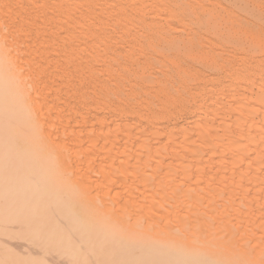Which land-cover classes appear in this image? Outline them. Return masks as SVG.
<instances>
[{"label":"bare ground","instance_id":"1","mask_svg":"<svg viewBox=\"0 0 264 264\" xmlns=\"http://www.w3.org/2000/svg\"><path fill=\"white\" fill-rule=\"evenodd\" d=\"M214 1L211 4H205L206 1L200 3V0H0V264H264V84H259L260 78L259 80L257 79V84L255 81L253 82L255 85L252 84L255 87L259 85L256 87V91L253 92V96L251 95V98L243 101L237 97L239 99L234 98L237 101L233 104L232 97V103L227 108L225 105L222 108L221 102L216 100V98L211 102L210 97L206 99V103L203 101L204 104L202 103V105L198 103L199 100L198 102L195 100L198 103L196 104L198 107L203 106L204 113L201 111L203 114L200 113L203 117L194 118L195 120L192 119L193 121L187 122L190 127H177L175 129L174 125V128L171 129V126L163 134L156 133L155 128L160 121L154 118L155 116L153 115L156 113L153 114V112L152 117L156 121L150 120L146 128V123L144 128L141 124L137 125L135 123L134 125V122L140 121L142 116L146 117V114H150L151 112L149 111L146 114L141 112V118L139 117L137 121L135 119V121L132 120V122L134 121L133 123L126 122L127 119L123 121L120 118L125 123L122 125L124 128H129V126L136 127L137 125L139 130V126H142L140 130L142 133H138V136H133L134 138L137 136L136 138L140 139L138 141L143 152L142 156L138 155V149L135 148L133 150V148L129 147L133 150V154H135V151L137 152L134 155L136 166L132 165L133 161L129 163L133 154L131 156L125 155L124 150L122 152L120 148V142V149L116 145L115 137L118 134L117 132L120 133L121 130L119 127L114 128V125L117 124H113L116 119H114L113 123L107 121L110 125L113 124L111 128H114V132L111 131L110 134L109 131L112 129L109 128L110 126L108 127L109 124L107 125L106 121H102L105 120L101 118L102 115L98 118V113L102 112L104 107H107L106 104L109 100L104 103L101 101L98 103L99 100L96 103L94 101V107L84 109V105L88 104L89 100L87 101V99L90 91L92 96H96L90 90L91 88H88L90 90L88 93L86 86L84 85L85 87H83V84H86L84 83L85 78L81 77V79L84 78L82 84L79 75H84L86 72L87 74L85 75H87L88 79L90 78V83L93 74L103 75V71H100L101 66L104 71L108 70L109 67L113 68L109 64L114 61L107 60L110 58L107 51L111 50L112 47L109 45L108 47L110 48L108 49L102 44L106 39L102 43L100 42L101 44L98 42L102 36L106 37V35L111 34L107 26L115 28L116 34L119 33L120 36L132 34L135 38H143L145 42H143V39H136L135 41L138 40V44L134 45H130L129 42V48L134 49L138 45L140 46V49H138L140 51L142 47L153 50V52L157 50L159 58L162 56L163 58H161L166 61L169 60L168 62H175L174 65L177 66H174V68L178 70L176 72H179L182 78L187 77L184 74L189 72L190 70L188 71V69L191 68V66H188L190 64L187 61L194 63L195 60L196 63L203 66L209 58H214L219 62V59L223 56L220 52L212 51L215 48L209 47L208 49L210 50H207V52L202 49L206 52V55L203 56V53H198L199 58L203 56L200 59L195 54V59L194 57L192 58L191 52L193 50H200L206 46L202 42L197 41L196 38H199L200 35L202 36L200 40L204 38V34L209 36L208 38L216 37L210 39V41L208 39H206L207 41L205 40L207 43H212L213 45L211 46L213 47L214 45H220V43L233 44L236 47L241 46L243 42H236V38L234 39L231 36L233 29L230 30L229 28L231 23L236 24L237 22V24H246L247 30L245 33L248 36H250V30L258 29L260 36L264 37V29L261 26L264 25V15L256 13L253 7V9H249L240 4V0H233L231 5L233 8L229 9V6L223 7L221 5L220 11L222 15H220L221 12H217L216 9L214 11L211 8L219 4ZM145 19H149V22H146ZM45 22L48 23V28ZM41 24H45L44 27L50 31L48 32L50 34L46 35L50 36L49 38L42 34L45 36L46 41L42 39L40 41L39 37L41 35L39 36L36 33V29ZM33 27H36V29L33 30ZM40 28L43 29V27ZM40 28L38 30L43 31ZM35 30L36 32H34ZM151 32L156 33L154 34L155 39H160L161 41L148 40L151 39L147 37ZM235 34H233L234 37L236 36ZM181 35L186 37L183 38ZM174 36L181 37L176 39ZM251 37L253 38L254 36ZM119 40L117 43L119 42L120 44L121 40ZM124 40L126 39L124 38ZM139 40L143 42V45L140 44ZM112 41H116V39H112ZM122 42L124 43V41ZM213 42H216V44ZM101 45L104 47H101ZM114 51L117 56L118 53L116 51L118 52V49ZM230 51L232 52V50ZM141 52L144 55L143 51ZM51 53L53 55L56 53V56H52ZM104 54H108V56ZM124 54L119 52L122 57H128L130 53L128 55L125 54V56ZM142 54L140 53L141 56H137L142 57ZM146 54L148 55L149 53L146 52L144 57L147 56ZM231 54L229 52L228 56H231ZM102 55L105 58L102 59L103 61L101 60L103 63L99 68L100 70L98 69L101 72L100 74V72H95L97 67L95 66L93 69L92 66L95 64L99 65L97 61L96 63L94 61L96 58H98L97 60L101 59ZM130 57H133V61L132 59L129 60ZM130 57L126 60L123 59V62H128V60L131 61L130 63L137 62L136 65L134 64L137 68L139 63L135 60L138 58ZM218 57L219 59H217ZM155 58L153 63L159 60L157 55ZM225 58L223 57V59ZM114 59L115 57H113ZM116 59H118L117 67H121V62H119L121 57ZM211 60L209 65L213 63V59ZM215 60L214 63L216 62ZM92 61L94 64L91 63ZM144 61L146 60L141 61L142 68L138 66L137 70L144 69V72H146L147 69H150L152 64L145 69L146 65L143 66L145 64ZM218 62L217 66L216 63H213L216 69L220 67ZM114 63L113 65H115ZM124 63L122 64L127 68V63H125L126 65ZM130 63L128 62L129 70ZM221 63L227 64V61ZM157 64L162 66L165 63L162 60V62L158 61ZM157 64L155 63L154 66H157ZM123 65L122 67H124ZM163 66L165 67V65ZM212 66L206 67L208 69ZM222 66L224 68V65ZM61 67H65L66 70H69L70 67L76 71L79 70V80L78 78L76 79L79 85V95H77V87L75 88L76 84L73 83L71 86L69 84L70 81L68 83L60 82L61 84L58 85V83V86H54L55 88L51 85L55 77L57 79H59L58 76L62 77ZM164 67L162 68L163 71L165 70ZM53 68L56 69L52 70ZM134 68L130 71H133ZM152 68L155 69L153 66ZM193 68L195 67L191 69ZM213 68L215 69L214 66ZM228 68L226 67L227 70ZM232 68L233 66H231L232 72L230 75L233 73ZM73 69L72 72L74 71ZM111 69L109 68L106 72L111 74ZM116 69L114 70L116 71ZM158 69L154 70V72L158 71ZM168 69L169 66L166 70ZM216 69L214 71H217ZM166 70L165 72H167ZM197 70H195L196 72H192V70L190 74L199 73L200 69ZM121 71L123 72V69ZM141 72L145 75L148 74L146 77L151 75L152 78L154 76L152 79H156L159 75L158 72V74L152 75L151 71L149 74L147 73L149 72L148 70L147 74L142 70ZM200 72L202 73V71ZM236 72L238 71H235V74H237ZM128 73L130 72L127 71L124 74L129 77L133 75L131 74L132 72L130 73L131 75H128ZM140 73L139 81H137L138 83H143L141 86H144V82H140L142 78V73ZM170 73H168L169 76ZM73 74L71 78H74L77 73L74 71ZM116 74L118 76V73ZM108 75L106 74L105 76ZM202 75L199 76L203 78L204 76ZM237 75L233 79L237 82H234L237 87L231 85L229 88L228 86V92L233 88L240 89L242 85L244 86L247 76H241L240 80L238 77L237 81L235 80ZM166 76L169 78L168 75ZM207 76L206 78L209 77ZM175 77L173 79L174 85H178L177 80L175 83ZM193 77L194 75H190L191 79H194ZM232 77L230 76V79ZM107 78L109 79L110 77ZM159 78L161 79V76ZM188 78L189 76L186 78V82L189 81V84H191L192 80L190 81ZM118 79H120L119 76ZM123 79L126 80L127 78ZM146 79L148 78H145V86L146 82H157L156 84H159L163 78L161 80L157 78L156 82L154 80L150 81V77L149 80L146 81ZM208 79L210 80L211 77ZM71 80L72 82L74 81L73 79ZM120 80L122 81V79ZM92 81L94 82V80ZM130 81L128 82L129 84ZM137 81L131 82L136 83ZM205 81L207 80L205 79ZM62 82L64 81L62 80ZM100 82L102 83V81ZM214 82L216 81L214 80ZM123 83L120 82L119 84L122 85ZM195 83L193 82L192 84L196 85ZM97 84L93 86L94 90ZM115 84L118 87L121 86L118 83ZM115 84H113V88H115ZM209 84L207 85L209 86ZM108 85L111 87L110 84ZM147 85L150 86H148L149 89L153 86L155 87V85ZM163 85L167 86L165 83ZM177 85L176 87H178ZM184 85L181 86L184 87ZM188 85L185 86L188 87ZM205 85L202 86L206 87ZM71 88L72 90L75 88L72 93H70L72 91ZM109 88V93L114 95L113 90L111 91ZM131 88H128L130 90L128 96H132ZM136 88L140 87H136L135 84ZM148 88L144 87L140 90L150 95L148 91L145 92V89ZM193 88H189V90H193ZM104 89L102 90L104 91L103 94L97 88L101 95H105L106 89ZM166 89L167 91L170 90ZM179 89L183 88L179 86ZM179 89L173 88L172 91L176 90L177 92ZM203 89L205 91L206 88ZM161 90L163 89L161 88ZM242 90L244 91V87ZM118 91L119 88L116 94L120 93ZM167 91L165 92L167 93ZM215 92L213 94H218ZM221 92L223 94V91ZM182 93H179L178 96ZM135 94L133 95L135 96ZM161 94L163 95V92ZM174 94L177 97V93L173 92ZM199 94L198 96L200 97ZM71 95H73V102L69 101L72 97ZM75 95L78 97H75ZM121 95L123 93H120ZM225 95L227 94L225 93ZM232 95L234 96V94L230 96ZM239 95L242 98L245 96L243 94ZM92 96L91 99H93ZM105 96L112 98L108 93ZM114 97L117 98V96ZM191 97V95L188 97V101ZM194 97L190 100L192 103L195 102L192 100ZM144 98L146 97L144 96L142 99L140 97L142 101ZM173 98L175 99V97ZM202 98L201 96L199 99L201 100ZM174 99L169 100H173L172 103H174ZM135 100L134 103L136 102ZM154 100L152 99V101ZM180 100L182 101V99ZM181 101L178 100V102ZM119 102L121 103V101ZM119 102L116 104H120ZM148 102L145 103V106L147 104L146 107L155 106L152 102H150L149 106ZM101 103L106 104L103 106ZM192 103L183 104L184 107L185 105L189 107L188 104L193 105ZM92 104L93 102L90 103V105ZM100 104L102 105L101 107ZM163 104L165 103L163 102ZM177 104L181 105L180 103ZM124 105H120V107ZM139 105L138 108L132 107V109H140ZM158 106L156 107L160 112L162 108L161 106L158 108ZM194 106H192L193 110ZM127 107H129V104ZM142 108L144 109V106ZM107 109L109 110V107ZM124 109H126V105ZM128 109L135 112V110H131V106ZM111 110L113 112L115 109L112 108ZM149 110L151 109L149 108ZM116 111L118 110H115V114L118 113ZM122 111L121 116H124L125 114H122ZM125 112L127 111L125 110ZM191 112L189 111V114ZM133 114L137 117L136 113ZM133 114L131 113L132 117ZM71 115L74 117L75 123L71 119ZM169 115L172 114L170 113ZM195 115L197 116V114ZM68 116H70V121L72 120L73 123L70 127H67L69 125H67V122H69ZM100 119H102L101 122ZM65 120L68 121L65 122ZM129 121H131L130 118ZM102 123L104 124L102 125ZM97 124H101L104 128L106 127V131L109 128L108 132L111 142L108 141V137L106 138L109 134L105 131V134L102 133L101 128L103 127L99 126L100 129L97 130V134H93L98 128V126L96 127ZM126 128L125 131L130 132L131 128L129 130H126ZM138 130L133 132H140ZM125 131L120 133V136L123 139L129 137L126 141L129 139L134 142L135 140L130 139L132 133L128 132V134L126 132L127 136L124 133ZM114 133H116V136H113ZM91 134L93 138H97V136L99 138L103 134L105 139L101 136L102 140L105 141L107 139L106 141H108V145L112 149L108 146L106 147L111 149L107 150L112 155L106 152L109 156H105L104 152L107 151L105 149L103 154H101L103 157L99 156L98 161L96 159L91 161L92 155L89 153L98 147V138H95L96 140L91 138ZM140 134L144 138L139 136ZM156 134L160 138L155 139V141L153 139L150 140V138L156 137ZM111 135L115 140L110 138ZM152 135L154 137H151ZM113 141L118 151L115 150L112 144ZM83 142H86V146L82 147L81 144ZM104 143L106 145L107 142ZM104 143H101L102 148L105 147L103 146ZM127 143L130 144L131 142ZM123 146L126 148L125 145ZM99 149L97 150L96 148L97 154H100ZM112 150L116 151V155L121 150L119 154H124L125 158L122 159L120 158L122 155L119 157V155L116 156L115 154L116 157H112ZM125 150L129 149L126 148ZM91 154H95V152H91ZM139 156L140 158L138 159L137 157ZM164 156H169L167 158L170 160L165 162L166 158ZM126 159L128 162L125 163L129 166L124 164ZM205 166H208V168ZM124 167L127 168L124 169ZM128 167H131L132 172L135 171L132 173L135 181H137L136 176L139 179V183L134 184L135 181H133L132 184L136 185L138 190L143 185L142 189L144 191L142 190L143 192H141L143 194V199L142 201L140 200L141 203H137L138 201L134 202L133 198L135 195H133V191H135V194L140 192L133 189L135 186L131 187V185L128 187L132 188V191L127 192L129 194L125 193L126 189L122 188L124 186L123 183H126L123 180L131 174V170H127ZM142 167H145V171L147 167L155 169L148 170L149 172L151 171L150 173H147L148 171H142L141 173L140 171L144 170ZM204 168L209 169L207 173ZM121 171L126 175H123ZM118 173L119 177L123 175L126 178L122 176V178L117 177L116 179L115 175ZM135 173H139V175ZM111 176L115 177L114 179H116L118 184L111 181ZM129 178L128 180L130 181ZM108 179L114 184L110 183ZM112 185H114V189L105 187H112ZM115 187L118 188L116 189ZM132 195L133 197H131Z\"/></svg>","mask_w":264,"mask_h":264},{"label":"rangeland","instance_id":"2","mask_svg":"<svg viewBox=\"0 0 264 264\" xmlns=\"http://www.w3.org/2000/svg\"><path fill=\"white\" fill-rule=\"evenodd\" d=\"M202 1H203V2L206 1L205 4H208V3L211 4L214 0H209V1H208V0H200V3H202ZM207 1H208V2H207ZM228 1H229V2H228ZM238 1H239V0H238ZM256 1H257V2H256ZM214 2H218V3L220 4V5L217 4L215 7H211V8L214 9V11H215V9H216L217 12H221L220 10H221L222 6H223V7H224V6H226V7L229 6V7H228L229 9H230V8H233V6L231 7L233 0H224V1H223V0H215ZM242 2H243V3H242ZM228 3H229V4H228ZM239 3L242 4L243 6H246V7L249 8V9H253V8H254V10H255L256 13L261 14L262 16L264 15V0H242V1L240 0ZM250 4H251V5H250ZM19 5H20V4H19ZM221 5H222V6H221ZM252 7H253V8H252ZM218 9H219V10H218ZM257 11H258V12H257ZM203 12H204V11H203ZM260 12H261V13H260ZM204 13H205V12H204ZM220 15H222V12L220 13ZM223 15H224V13H223ZM145 20H146V22H147V21L149 22V19H148V20L145 19ZM45 23H46L47 28H48V27H49V26H48V23H47V22H45ZM238 24H240V25L238 26ZM238 24H237V22H236V24H235V23H231V24L229 25V28H230V30H232V29L234 30V31H233V30L231 31L233 34L236 33L235 35H236L237 37H236V36L234 37V35L231 34V36H232L234 39L236 38V40H237L236 42H238V43L243 42V44H242L241 46L236 47V45H233V44H223V43H220V45H218V46H220V47L215 46V45H214V47H213V46H211V45H213V44H212V43H207V42H206V41H207L206 39H208V40L210 41V39H213V38H216V37H210V38H208L209 36H207V35H205V34L203 35V33H201V34H202L203 37L205 38V39L203 38L204 40H203L202 38H201V40H200V37H202L201 35L199 36V38H196L197 41L202 42V44L206 45L207 47L205 46L206 48H205V47H203V48H201V49L199 48L200 50H198V49H195V51L193 50V51L191 52V54L193 55L192 58H193L195 55L198 56L200 53H203V56L206 55L205 53L207 52V50H210V49H208L209 47H210V48H215V50L212 49V51H214V52L216 51V53H217V52H220V53H222V55H223L222 58L219 59V57H218L217 59H219V62H220V60L223 59V57H226V58L223 59V60H224L225 62L227 61V64H226L223 60H221V62L225 63L227 66H226L225 64H222L221 62L219 63V62H218L217 60H215L214 58H211V59H213V63H214V60L216 61V62H215V63H216V66H217V62H218V66H220V67H217V69H216V66L214 65L215 63H214V64L212 63V65H213V66L215 67V69L217 70V71H214L215 69L213 68V66H212V65H209V63L212 61V60L209 58L208 60L206 59L208 62L206 61L205 64H208V65H205V64H204V65H203V66L205 67V68H204L203 66L199 65V63H196V62H195V60H194L195 57H196V56H195L194 59H193V60H194V63H193L192 61H191V62H190V61H187V63L190 64V65H188V66H189V67L191 66V68H192V67H195V68H197L198 70L200 69V70H199V73L190 74L192 70H193L192 72H196L195 70H197V69H195V68H193V69L189 68L188 71H189V70H190V71H189V72H186V73L184 74V75H186L187 77L189 76L188 80H189V79H190V81L192 80V81H191V84H189V83H190L189 81L186 82V78H187V77H184L183 73H182V75H183L184 78H182V76H181V74H180L179 72H176V71H178V70H176V68H174V66H175V67L177 66V65H174V64H175L174 61H172V60L170 59L172 62H168L169 60L166 61V60L162 59V58H163L162 56H160V58L162 57L161 60H160V58H159V56H158V54H157V53H158L157 50L154 51V52H156V53L153 55V53H154L153 50L145 49L144 47H142L141 51H143L144 55H145V53L147 52V53H149L148 55H150V56H148V55L146 54V55L148 56L149 59H151V58L153 59V58H154L153 60H152V59L149 60V59L147 58V56L144 57V55L142 54V52H141L140 50H138V49H140V46L136 45V48L134 47V49H133V48H132V49L129 48L130 45H132V44H133V45H134V44H138V42H137L138 40H137V41H135V40H136V39H140V38H135L132 34H131L132 36H131L130 34H128V36H127V34H126V35H122V36H120V34L117 33V34H119V35L117 36L116 31L114 30L115 28H113V27H111V26H110V27L107 26V28H109L108 31H109L111 34L106 35V37L102 36V37H104V38L102 39V37H101V38L99 39V41H98L99 43H100V42L102 43V42L106 39V40L104 41V43H108V44H104V43H102V44H103L105 47H107L108 49H109L110 47H112L111 50H108V51H110V52L112 51L111 53L107 51V53L110 55V58L107 59V60H109V61H111V60L114 61L115 63H114V62H113V63L116 65V63H118V59H116V58L121 57V60H122V61L120 60L119 62H121L120 65H121V67H122V65H123L122 63H124V62H123V59L126 60V59H128V57H130V56H134V57H137V58H138L137 60H135V58H134V60H135V61H138V63H139V64H137V68H138V66H140V67L142 68V65H141V64H142L143 60H146V61L148 60L147 63H146V61H144L145 64H143V66L146 65L145 69H147V66H150V64H152V65H151V67H150L151 70H150V69H147L149 72H147V70H146V72L150 74V71H151V72H152V75H155V74H158V73H159V75L161 76V79L163 78L162 81H160L161 84H160V83H159V84H156V83H157L156 81H157L158 79H160V78H159V77H160L159 75L157 76L158 79H157L156 76H155V78H156L157 80H156V79H152L154 76H152V78H151V75H150V76H149V77H150V81H153V80H154V82H156V83H153V82L150 83V82L148 81L149 83L146 82V86H145V78H148V79H146V81L149 80V77H146L148 74H147L146 72H144V69L137 70V68L134 66V64L136 65L137 62H136V63H134V62L130 63L131 61H129V60H131L133 57H132V58L130 57V59L128 60V62L131 64V65H130V70H132V68H134V67L136 68V70H135V68L133 69L134 73H133V71H130V70H129V68H128V65H129V64H128L127 61H126L125 63H127V68H128V70H127V68H126L124 65H123L124 67L121 68L119 65H118L119 67H117V65L115 66V65H113L112 62H110L109 65L113 67L112 69H111V67H109V68L111 69L110 72H112V73H111V74H110L109 72L107 73L106 71H108L109 68H108V70L104 71V70H102V69H104V68H102V66H101L102 63H103V62H102V61H103L102 59L105 58V56H108V54H104L105 56L102 55L103 57H102L101 59L99 58V60H97L98 58H96V60L94 61L95 63H96V61H97V62H98L97 64H99V65H96V64H95V65L92 66V64H91V66L93 67V69L95 68V66L97 67V68H95V70H97V71H95V72L103 71V73H102L103 75H98L97 73L93 74V77L91 78L90 83H89V79H90V78L88 79L87 75H85V74H87L86 72L84 73L85 76H84V75H79V70L76 71L75 69H73L72 67H70L69 70L72 68V69L77 73V74L74 76V78H75V79H74V78H71V76L74 75V74H73L74 71L72 72V69H71V71L69 72V70H68V69L66 70L65 67H63V68L61 67L62 69H61L60 71H62V75H61L62 77H59V76H58L59 79H57V78L55 77V79H56L57 81L54 79L53 82L51 83V85H52L53 87H54V86L56 87V86L60 85L61 83H66V82L68 83L69 81L72 82L71 79H73L74 81H73L72 83L69 82V84H70V85L73 84V83L76 84L75 88L77 87V88H76V90H78V91H77V95H79V94H78V92H79V88H78L79 85H78V81H77L76 79L78 78V75H79V77H80V82H82V84H83V79L85 78V79H84V83H86V84H83V87L86 86L85 88H87L86 90L88 91V93H89L90 90H92V93H94L95 96H96L97 98L94 97V96H92L91 91H90V93H89L90 96L88 95V99H87V101H88V100H89V101H88V104H85V105H84V107H85L84 109H87V108L89 109V108H91V107H94V106H95V105H94V101H95V103H96V102H98L97 100H99L98 103H100V101L103 102V103L106 102L107 100L112 101V102H109V101H108L109 104H108V102H107V104L105 103L107 107H104V108L102 107L104 112L102 111V112L98 113V114L100 115V116L98 115V118H100L101 115H102L101 118H102V119H105V120L100 119V122H101V120H102V121H106V122H107V121H108V122L110 121L111 123H113V122L115 121L114 119H116V121H115L113 124L117 123L118 126H116V125H117V124H116V125H114V128H115V127H117V128L119 127V129L121 128L122 131L120 130V133H123V131H125V128H126V127L124 128V127L122 126L123 124H125V123H123L124 120L127 119L126 122L128 121L129 123H133L135 120L137 121V120L139 119L140 116H142V113H141V112H144V114H146L148 111L151 112L150 114H149V113L146 114V117H147V118L149 117V118L147 119L145 116H144V117L142 116V119H141L140 121L134 122V125H135V123H137V125L141 124V125L143 126V128H144V125H145V123H146V125H145V128H146V127L148 126L147 124L150 123V120H152V121H156V120H157V121H160V123H161L162 126L160 125V123L157 122L160 126L157 124L158 126L155 128L156 131H157L156 133H162V134H163V132H165V131H167L168 129H170L171 126H172L171 129L174 128V127H175V129H176L177 127H178V128H182V127H183V128H184V127H190V126H189V123H187V122H190V120L193 121V120H195V119H197V118L203 117V115H202V114L204 113V112H203V111H204L203 106H202V107H198L196 104L199 103L200 105H202L203 101H204V103H206V99H208V98L211 97V98H210V99H211V102H213V99L216 98V100H218L219 102H221L220 104H221L222 108H224V105H225L226 108H227L228 105H231V103H232V102H231L232 97H233V100H232V101H233V104H235V102H236L239 98H240V100L242 99L243 101H245L246 99L248 100L249 98H251V97L253 96V94H254L253 92H255L256 89H257L256 87H258V85H259L260 83H263V84H264V77H263V76H264V37H261V36H260L259 31H257L258 29H256V30H255V29L250 30V31H249V33H250L249 35H250V36H248V35L245 33V31L247 30V29H246V28H247L246 24L244 23L245 26H244L242 23H238ZM44 26H45V24H41V25L39 26V28H40V27H43V29L40 28V30H43V31H39V30H38L39 28L36 29V27H33V30H34V29L37 30V32H36V30H35L34 32H36L37 35H39V36L41 35V36H40L41 38L39 37L40 41H42V40H43V41H46L45 36L48 35V34H50V33H48V32H50V31H48L47 28H45ZM235 26H236V27H235ZM240 26H241V27H240ZM243 26H244V27H243ZM261 26H263V29H264V25H261ZM164 27H165V26H164ZM239 27H240V28H239ZM44 28H45V29H44ZM110 28H111V29H110ZM112 28H113V29H112ZM44 30H45V31H44ZM113 30H114L115 32H114ZM46 31H47V32H46ZM251 31H252V32H251ZM38 32H39V34H38ZM40 32H41V34H40ZM46 33H47V34H46ZM152 33H153V32H151V33L149 34V36H147L148 38H151V39H148V40H155V42H156V41L159 42L160 39H159V40H156V39H155L156 37H154V34H156V33H153V34H152ZM255 33H256V34H255ZM42 34H45V36L42 35ZM254 34H255V35H254ZM35 35H36V34H35ZM37 35H36V36H37ZM109 35H111V36L109 37ZM147 35H148V34H147ZM150 36H151V37H150ZM155 36H156V35H155ZM167 36H168V35H167ZM181 36H182V35H181ZM181 36H180V37H181ZM206 36H207V37H206ZM251 36H254V37L252 38ZM46 37L49 38L50 36H46ZM118 37H119L120 40H121V43H120V44H119V42L117 43V41L119 40ZM127 37H128V38H127ZM174 37L177 39L178 36H174ZM180 37H178V38H180ZM182 37L184 38V37H186V36H182ZM124 38H125L126 40H124ZM132 38H134V39H132ZM41 39H42V40H41ZM101 39H102V40H101ZM112 39H113V40L116 39V41H112ZM142 39H143V38H142ZM142 39H140V40H142ZM146 39H147V38H146ZM120 40H119V41H120ZM133 40H134V41H133ZM140 40H139L140 44L143 45V42H145L144 39H143V42L140 41ZM205 40H206V41H205ZM257 40H258L259 42H258ZM106 41H107V42H106ZM108 41H109V42H108ZM122 41H124V43H123ZM127 41H128V42H127ZM160 41H161V40H160ZM203 41H205V42H203ZM239 41H240V42H239ZM129 42H130V45H128ZM136 42H137V43H136ZM101 43H100V44H101ZM112 43H114V44H112ZM161 43H162V42H161ZM213 43H214V42H213ZM117 44H118V45H117ZM200 44H201V43H200ZM214 44H216V42H215ZM103 45H101V47H104ZM106 45H107V46H106ZM109 45H110V47H108ZM126 45H127V46H126ZM221 45H223V46H221ZM122 47H123V48H122ZM137 47H138V48H137ZM221 47H224V48H221ZM228 47H229V48H228ZM114 48H115V49H114ZM124 48H126V49H124ZM204 48H205V49H204ZM218 48H219V49H218ZM220 48H221V49H220ZM227 48H228V49H227ZM256 48H257V49H256ZM117 49H118V52L116 51V53H118V54H117V56H116L114 50H117ZM202 49L205 50L206 52L203 51ZM222 49H223V50H222ZM229 49L232 50V52H231ZM129 50H130V51H134V52H130ZM145 50H146V51H145ZM201 50H202V52H201ZM226 50H227V52H226ZM258 50H259V51H258ZM144 51H145V52H144ZM197 51H198V52H197ZM199 51H200V52H199ZM221 51H222V52H221ZM103 52H104V51H103ZM103 52H102V53H103ZM113 52H114V53H113ZM119 52L125 53V54H127V55H128L129 53H130V54H129L128 57H122V56L119 55ZM150 52H151V53L153 52V53L151 54ZM194 52H195V53H194ZM223 52H224V53H223ZM229 52H230V54L232 53L231 56H233V55H235V56H233V57L228 56V53H229ZM234 52H236V53H234ZM102 53H101V54H102ZM133 53H134V54H133ZM140 53L142 54V57H138V56H137V55L141 56ZM198 53H199V54H198ZM225 53H227V54H225ZM233 53H234V54H233ZM37 54H39V53H37ZM51 54H52V53H51ZM111 54H112V55H111ZM114 54H115V55H114ZM120 54H121V53H120ZM125 54H124V56H125ZM194 54H195V55H194ZM121 55H122V54H121ZM156 55H157V58H159V60L157 59L158 61L162 62V60H163V63H165V64H163V65H165V67H164L163 65H162V66H161V65L159 66L158 64H160V63L157 64L158 61L155 62V63L157 64L158 67H157V66H154L155 63H153V61H155V59H156L155 56H156ZM201 55H202V54H201ZM226 55H227V56H226ZM52 56H56V53H55L54 55L52 54ZM152 56H154V57H152ZM203 56H201V57H203ZM113 57H115L114 60H113ZM201 57H200V58H201ZM230 57H231V58H230ZM234 57H235V59H234ZM238 57H239V58H238ZM258 57H259V58H258ZM111 58H112V59H111ZM141 58H142V59H141ZM197 58H199V56H198ZM197 58H196V59H197ZM200 58H199V59H200ZM242 59H243V60H242ZM101 60H102V61H101ZM115 60H117V61H115ZM125 60H124V61H125ZM210 60H211V61H210ZM228 60H229V62H228ZM132 61H133V59H132ZM141 61H142V62H141ZM150 61H151L152 63H151ZM165 61H166V62H165ZM233 61H234V62H233ZM94 62L92 61L91 63L94 64ZM99 62H100V63H99ZM140 62H141V63H140ZM237 62H238V63H237ZM243 62H244V63H243ZM125 63H124V64H125ZM261 63H262V64H261ZM111 64H112V65H111ZM125 65H126V64H125ZM166 65H167V67H166ZM221 65H224V68H223V66L221 67ZM100 66H101V68H100ZM131 66H132V68H131ZM152 66L155 67V69L152 68ZM168 66H169V69L166 70V69L168 68ZM206 66H207V67H208V66H212V67H209V68L207 69ZM228 66H229V68H228ZM231 66H233V68H232V69H233V73L230 75V73L232 72V70H231ZM52 67H53V66H52ZM115 67H116L117 69H116ZM156 67H157V68H156ZM163 67L165 68V70H166L168 73L171 72V73H170V76H169V74H168L167 72H165V70H164V71L162 70ZM226 67L228 68L229 71L226 69ZM243 67H244V68H243ZM262 67H263V68H262ZM99 68H100L101 70H100ZM125 68H126V69H125ZM148 68H149V67H148ZM158 68H159V69H158ZM247 68H248V69H247ZM257 68H258V69H257ZM54 69H56V68H53L52 70H54ZM98 69H99L100 71H99ZM114 69H116L117 72H116ZM121 69H123V72L121 71ZM124 69L126 70V72H124V71H125ZM153 69H154V70L158 69V71H155V72H154ZM173 69H175V70L173 71ZM194 69H195V70H194ZM210 69H212L213 71L210 70ZM235 69H238V70H235ZM244 69H245V70H244ZM84 70H85V69H84ZM141 70H142L144 73H146L147 75L143 74V73L141 72ZM152 70H153V71H152ZM198 70H197V71H198ZM262 70H263V71H262ZM64 71H65V72L68 71V72H66V74H65ZM113 71H114V72H113ZM120 71H121V72H120ZM127 71L130 72V73L132 72L131 74H133V75L130 76L131 78L133 77L132 79H131L129 76H126L127 74H126V75L124 74V73H127ZM162 71H163V73L165 72V73H164L165 76H164V74L162 73ZM169 71H170V72H169ZM200 71H202V73H204V72L206 71V72L204 73V74H206V75H204V74L202 75V73H201ZM224 71H225V72H224ZM235 71H238V72H236L238 75L235 74ZM239 71H240V72H239ZM243 71H244V72H243ZM246 71H247L248 73H247ZM63 72H64V73H63ZM137 72H138V73H137ZM140 72H141L143 75H142ZM157 72H158V73H157ZM69 73H70L71 75H70ZM116 73H118L119 78L122 79V81H123L125 84H124L120 79H118V76H116V75H117ZM119 73H120V74H119ZM121 73H122V75H121ZM130 73H128V75H129ZM135 73H136V74H135ZM139 73L141 74L142 78H144L143 80H141L142 78L140 79V82H144V86H141V85H143V83H142V84H141V83H138L139 78H140ZM178 73H179L180 75H179ZM100 74H101V72H100ZM106 74H107V75L110 74V75L105 76ZM123 74H124V76H123ZM131 74H130V75H131ZM134 74H135V75H134ZM189 74H190L191 76L194 75V77H193L194 79H191L192 77L190 78V75H189ZM197 74L202 75V76H204V77L202 78V77H200L199 75L196 76ZM234 74L237 75V76H236L237 79H235V80H237V81H238V77H239V80H240L241 76H244V77L247 76L244 86L242 85V88L244 87V91L242 90V88H240V89H237V88H236V89H235V88L232 87L233 89L230 90V92H228V90H229V88L231 87V85H233L234 87H237V84H235V83H237V82L233 80V79L235 78V75H234ZM255 74H256V76H255ZM65 75H66V76H65ZM67 75H68V76H67ZM69 75H70V79H69ZM94 75H95V76H94ZM137 75H138V76H137ZM166 75H168L169 78L172 76L171 79H169ZM173 75H174V77L177 75V76L175 77V83H176V80H177V81H178V85H177V84L174 85V80H173L174 77H173ZM207 75H208L209 77H211V79H213V80H212V81H211V79L209 80V79H208L209 77H208ZM226 75H230L231 77H232V76H233V77H232V79H230V76L225 77ZM88 76H89V75H88ZM96 76H97V78H96ZM104 76H105L106 79L104 78L103 80H101V78H103ZM121 76H122V77H121ZM135 76H136L137 78H136ZM144 76H145V77H144ZM163 76L166 77V78L164 79ZM206 76H207L208 78H206ZM250 76H251V77H250ZM258 76H259V77H258ZM65 77H66V78H65ZM81 77H84V78L81 79ZM107 77H110L111 79H110V78L108 79ZM112 77H113V78H112ZM128 77H129V80H128ZM95 78H96V79H95ZM99 78H100V79H99ZM123 78H127V79L124 80ZM135 78H136V80H135ZM167 78H168L169 80H168ZM200 78H202V79H200ZM259 78H260V80H259ZM67 79H68V80H67ZM87 79H88V83L86 82ZM113 79H114V80H113ZM161 79H160V80H161ZM205 79H206L207 81H205ZM225 79H226V80H225ZM257 79H258L260 82H259V84L255 87V86H253V85H255L253 82L255 81V83L257 84ZM62 80H63L64 82H62ZM78 80H79V78H78ZM92 80H94V82H93ZM96 80H97L98 82L102 81V83H101V82L98 83ZM115 80H116V82H115ZM118 80H119V81H118ZM130 80H131V81H137V80H138V81H137L136 83H135V82L132 83ZM155 80H156V81H155ZM165 80H166V81H165ZM170 80H171L172 82H171ZM197 80H198V81H197ZM214 80H215L216 82H214ZM232 80H233V81H232ZM95 81H96V82H95ZM110 81H111V82H110ZM129 81H130V84L128 83ZM164 81H165V82H164ZM167 81L169 82V84H168ZM200 81H201V82H200ZM204 81H205V82H204ZM228 81H229L230 83H229ZM54 82H55V83H54ZM56 82H57V83H56ZM60 82H61V83H60ZM91 82H93L94 84L91 83ZM104 82H106V83H104ZM113 82L118 83V84L121 82V83H123V84H122V85L119 84V85H121V86L118 87V85H116V84L113 83ZM193 82H196V83H195L196 85H193V84H192ZM207 82H208V83H207ZM209 82H210L211 85L209 84ZM211 82H212V83H211ZM213 82H214V83H213ZM234 82H235V83H234ZM246 82H247V83H246ZM58 83H59V84H58ZM97 83H98V84H97ZM111 83H112V84H111ZM164 83H165V85H167V86L169 85V87L164 86V85H163ZM187 83H188L189 85H188ZM198 83H199V85H198ZM202 83H203V84H202ZM205 83H206V85H205ZM57 84H58V85H57ZM89 84H90V86H89ZM95 84H97L98 86L96 85L95 90H94V87H93V86H94ZM99 84H101L102 86L99 85ZM105 84H107V85H105ZM108 84H110L111 87H110ZM113 84H115V85H114L115 88L112 87ZM132 84H133L134 86H133ZM135 84H136V87H140V88H138L139 90H138L137 88L135 89ZM147 84L155 85V87L153 86V87H151V88H153V89H151V88L149 89V88H148L149 85H147ZM184 84H185L186 86L188 85V87H186ZM200 84H201V85H200ZM207 84H209V86H208ZM223 84H224V85H223ZM228 84H229V85H228ZM252 84H253V85H252ZM84 85H85V86H84ZM87 85H88V86H87ZM103 85H104V86H103ZM123 85H125V86H123ZM137 85H138V86H137ZM159 85H161V86L163 85V86L161 87V86H159ZM173 85H174V86H173ZM176 85H177L178 87H176ZM181 85H184V87L181 86ZM192 85H193V86H192ZM197 85H198V87H197ZM202 85H203V86L205 85L206 87H203ZM71 86H72V85H71ZM73 86H74V85H73ZM156 86H159V87H156ZM170 86H172V87L170 88ZM179 86H180V88H183V89H179ZM195 86H196V87H195ZM212 86H214L216 90L214 89V87L211 89ZM221 86H222V87H221ZM225 86H226V87H225ZM228 86H229V88H228ZM252 86H253V87H252ZM55 87H54V88H55ZM92 87H93V88H92ZM102 87H103V89H104V87H105V89H106L107 87H108V88L110 87L109 89H111V91L113 90L112 92L115 93L114 95H113V93H109L108 88H107L106 90H105V89H104V90L106 91V93H108V95L110 94L111 97H112V95H113V97H114V96H117V98H115V97H114V98H113V97H112V98H109V96H105L106 93H105V95H103V94H104V91H102V90H103V89H101ZM117 87L119 88V91H118V92H120L121 94L123 93V95L120 96V93H119V94H118V93L116 94V92H117V90H118ZM123 87H125V89H127V90H125V89L122 90ZM131 87H132V88H131ZM133 87H134V88H133ZM144 87H145V88H148V89H145V92L148 91V92L150 93V95L147 94V92H146V93H143L144 91L141 92V90H142ZM149 87H150V86H149ZM164 87H165V88H168V89H170V90L167 91V89L165 90ZM193 87H194V88H193ZM224 87H225V89H223ZM251 87H252V88H251ZM75 88H74L73 90H75ZM88 88H89V89L91 88V89L88 90ZM97 88H98V90L100 89V92L102 91V92H101V93H103L102 95H101V93H99V91L97 90ZM120 88H121V89H120ZM128 88H129V89L131 88V95H132V96H128V93L130 94V90H128ZM141 88H142V89H141ZM157 88H159L160 90H161V88L163 89V90H161V91L163 92V95L161 94L162 92H161L159 89H157ZM173 88L176 89V90L179 89V91H177V92H176V90H175V91H172ZM189 88H190V89L193 88V90H189ZM203 88H206L207 90L205 89V91H204ZM134 89L137 90L138 92L140 91V93H138V92L135 91ZM140 89H141V90H140ZM186 89H187V90H186ZM196 89H198V90H196ZM199 89H200V90H199ZM202 89H203V90H202ZM210 89H211V90H210ZM71 90H72V88H71ZM73 90H72L70 93H72ZM120 90H121V91H120ZM153 90H154V91H153ZM158 90H159V91H158ZM164 90L167 91V93H166ZM180 90H181V91H180ZM183 90H184V91H183ZM188 90H189L190 92H192V93L190 94V92H189ZM209 90H210V91H209ZM238 90H239V91H238ZM240 90H241V91H240ZM247 90H248V92H247ZM93 91H94V92H93ZM111 91H110V92H111ZM122 91H124V92L126 91V92L124 93V92H122ZM128 91H129V92H128ZM133 91H134V92H133ZM169 91H171L172 93L169 92ZM186 91H187V93H188V92H189V93L187 94ZM193 91H194L195 93H194ZM202 91H203V93H205V94H203ZM214 91H216L215 93H218V94L220 93L221 95H220V94H219V95L216 94L217 96H219V97H217L215 94H213ZM221 91H223V94H222ZM233 91H235V92L233 93ZM237 91H238V92H237ZM249 91H250L251 94L249 93ZM97 92H98V93H97ZM132 92H133V93H132ZM157 92H159V93L161 92V93H160V94H159V93L157 94ZM164 92H165L166 94H165ZM173 92H174V93H177V94H176L177 97L175 96V94L173 95ZM182 92H183V93H182ZM206 92H207V93H206ZM210 92H211V94H209ZM70 93H69V94H70ZM126 93H127V94H126ZM135 93H137V94H135ZM179 93H182V94H180V96H178ZM199 93H200V94H199ZM225 93H226L227 95H225ZM133 94H135V96H134ZM140 94H141V95H140ZM143 94H144V95H143ZM168 94H169V95H168ZM170 94H171L172 96H171ZM194 94H195V95H194ZM198 94L200 95V97H201V96L203 97V98H202L203 100H202V99H201V100L199 99L200 97L198 96ZM231 94H234V96H233V95L230 96ZM239 94H243V96L245 95V96H244L245 99H243L244 97H243V98L240 97L241 95H239ZM125 95H126V98H125ZM136 95H137V96H136ZM139 95H140V96H139ZM148 95H149V96H148ZM166 95H167V96H166ZM186 95H187V97H186ZM188 95H189V96H188ZM190 95H191L192 97L195 96V97H194L195 99H194V98L192 99L193 102H194L195 100H197V102H198V100H199V102L197 103V102L195 101L196 103H195V102L192 103V101H190L192 97H191V98L189 99V101H188V97H190ZM193 95H194V96H193ZM196 95H197L198 97H197ZM211 95H212V96H211ZM251 95H252V96H251ZM71 96H72V97H71L72 99L70 98L69 101L71 100V102H73V100H74V99H73V95H71ZM91 96H92L93 99H91ZM100 96H102L103 98L101 97V99H100ZM118 96H119V97H118ZM133 96H134V98H133ZM144 96L146 97V98H144V99H146L147 102L149 101V102H148V103H149V104H148L149 106H150V104H151L150 102H152L153 104H155V106L146 107L147 104H146V106H145V103H147V102L144 101V99H143V101L141 100ZM147 96H148V97H147ZM164 96H165L166 98H165ZM169 96H170L171 98H170ZM181 96H182V97H181ZM204 96H205V98H204ZM206 96H207V97H206ZM213 96H214V97H213ZM221 96H222V97H221ZM226 96H227V97H226ZM229 96H230V97H229ZM75 97H78V96L75 95ZM122 97L124 98V100H123ZM129 97H130V98H129ZM135 97H136V100H135ZM137 97H138V98H137ZM140 97H141V99H140ZM150 97H151V99H150ZM173 97H175V99H174ZM180 97H181V98H180ZM183 97H184V98H183ZM225 97H226V98H225ZM237 97H239V98H237ZM246 97H248V98H246ZM94 98H95V99H94ZM98 98H99V99H98ZM108 98H109V99H108ZM127 98H128V100H129V99H131V100L128 101ZM177 98H178V99H177ZM185 98H186V100H185ZM234 98H237V100L235 101ZM112 99H113V100H112ZM114 99H115V100H114ZM118 99H119V100H118ZM139 99L142 101V103H141V101H140ZM147 99H148V100H147ZM149 99H150V100H149ZM152 99H153V100L156 99V100L152 101ZM161 99H162V100H161ZM167 99H168V100H167ZM169 99H174L175 102H176V103L174 102L175 105H174V103H172L173 100L171 101V100H169ZM176 99H177V101H176ZM180 99H182V101H181ZM183 99H184V100H183ZM90 100H91V101H90ZM125 100H126V101H125ZM134 100L136 101L135 103H137V104L134 103ZM178 100L181 101V102H178ZM228 100H229V101H228ZM114 101H115V103H114ZM119 101H121V103H123V104H121ZM123 101H124V102H123ZM127 101H128V102H127ZM137 101H138V102H137ZM184 101H185V102H184ZM186 101H188L190 104L192 103L193 105H195V106H194V107H195L194 110H193V107H192L193 105L188 104L190 108H189L188 106L186 107V105H187V103H188V102L186 103ZM200 101H202V102H200ZM218 101H217V102H218ZM227 101H228V102H227ZM92 102H93V104L90 105V103H92ZM117 102H119L120 104H116ZM126 102L129 104V107H127L128 104H127ZM163 102H164L165 104H163ZM168 102H169V103H168ZM223 102H225V103H223ZM229 102H230V103H229ZM103 103H101V104L104 106L105 104H103ZM130 103H131L132 105H131ZM133 103H134L135 105H134ZM177 103H180L182 106L179 105V104H177ZM183 103L186 104L185 107H184V104H183ZM204 103H203V104H204ZM101 104H100V107L102 106ZM114 104H115V105H114ZM124 104L126 105V109H124V106H125ZM139 104H140L141 106H140ZM143 104H144V105H143ZM153 104H152V105H153ZM159 104H160V106H161V108H162V109L160 108V109H161L160 112L158 111L159 109L157 110V107H156V106H158ZM166 104H167V105H166ZM176 104H177V105H176ZM220 104H218V105H220ZM87 105H88V106H87ZM89 105H90V107H89ZM113 105H114V106H113ZM120 105H124V106H121V107H120ZM136 105H137V106H136ZM138 105H139V107H140L141 110H140V109H137V108H138ZM142 105L144 106V109L142 108V107H143ZM162 105H163V107H162ZM111 106H112V107H111ZM116 106H117V107H116ZM130 106H131V110H135V112L130 111V109L127 110V108H130ZM160 106H158V108H159ZM168 106H169V107H168ZM196 106H197V107H196ZM108 107H109V110L107 109ZM115 107H116V108H115ZM132 107H137V108H136L137 110H136L135 108L132 109ZM153 107H155V108L152 109ZM172 107H173V108H172ZM178 107H179V108H178ZM181 107H182V108H181ZM183 107H184V110H183ZM112 108H114L115 110H118V111H116V112H118V113L115 114V113H114L115 110L112 112V110H111ZM120 108H121V110H119ZM146 108H147V110H146ZM149 108H150L151 110H149ZM171 108H172V109H171ZM174 108H175V109H174ZM187 108H189V109H187ZM200 108H201V109H200ZM181 109H182V110H181ZM195 109H196V110L198 109V110H200V111L198 112V110H197V112H196ZM99 110H100V109H99ZM107 110H108V111H107ZM122 110H124V111L126 110L127 112L124 113V111H122ZM142 110H143V111H142ZM145 110H146V111H145ZM188 110H189L190 112L192 111L191 114H189V111H188ZM100 111H101V110H100ZM105 111H106V112H105ZM121 111H122V114H125L124 116H123V115L121 116ZM137 111H138V112H137ZM155 111H157V112H155ZM167 111H168V112H167ZM185 111H186V112H185ZM201 111H202L203 113H202ZM108 112H109L110 114H109ZM129 112H130V113H129ZM152 112H153V114H155V113H156V114L153 115ZM165 112H167V113H166L167 115L165 114ZM178 112H179V113H178ZM184 112H185V113H184ZM200 112H201L202 114H201ZM102 113H104V114H102ZM111 113H112V114H111ZM119 113H120V114H119ZM131 113H132V114H133V113H136V115H137L138 118L135 116V114H133V117H132ZM137 113H138V114H137ZM139 113H140V115H139ZM170 113H171L173 116H172V115H169V116H170V117H169L168 114H170ZM108 114H109L110 116H109ZM126 114H127V115H126ZM178 114H179V115H178ZM195 114H197L198 117H197ZM103 115H105V116H103ZM114 115H115V117H113ZM117 115H118V116H117ZM130 115H131V116H130ZM147 115H149V116H147ZM152 115L155 116L154 118H155L156 120L152 117ZM163 115H164V116H163ZM165 115H166V116H165ZM191 115H192V116H191ZM71 116H72V115H71ZM128 116H129V117H128ZM162 116H163V118H162ZM190 116H191V117H190ZM105 117H106V118H105ZM110 117H112V118H111L112 120L109 119ZM117 117H118V118H117ZM123 117H125V118H123ZM134 117H136V118H134ZM150 117H151V118H150ZM166 117H167V118H166ZM168 117H169V118H168ZM172 117H173V118H172ZM68 118H69V122H67L68 120H67V121L65 120V122H67V125L69 124L67 127H70V126L73 125V123H72V120L70 121V116H68L67 119H68ZM73 118H74V117L72 116L71 119H73ZM120 118H121L123 121H122ZM129 118L131 119V121H129ZM140 118H141V117H140ZM194 118H195V119H194ZM108 119H109V120H108ZM117 119H118L120 122H119V121L117 122ZM134 119H135V120H134ZM146 119H147V121H146ZM165 119H166V120H165ZM188 119H189V121H188ZM192 119H193V120H192ZM132 120H134V121L132 122ZM144 120H145V121H144ZM180 120H181V121H180ZM57 121H58V118H57ZM57 121L55 120L56 123H57ZM121 121H122V122H121ZM167 121H168V122H167ZM178 121H179V122H178ZM73 122L75 123L74 119H73ZM100 122H99V123H100ZM108 122H107V125L110 123V122H109V123H108ZM139 122H141V123H139ZM148 122H149V123H148ZM166 122H167V124H166ZM163 123H164V125H163ZM186 123H187V124H186ZM103 124H104V123H102V125H103ZM113 124H112V125L109 124L108 127L110 126L109 128L112 129L111 127H113ZM119 124H120V125H119ZM102 125H101V124H100V125L97 124L96 127L98 126V128H96V131H95V133H93V134H97V130L100 129V127H103V128H104V126H102ZM131 125H132V124H131ZM137 125H136V127H135V126H134V127H132V126L130 127V126H129V128H128V127L126 128V130H129V129L131 128V129H130V132L132 133V137L135 136V135L138 136V133H142V132L140 131L141 128H142V126L140 125V126H139L140 129L138 130V126H137ZM165 125H166V126H165ZM174 125H175V126H174ZM99 126H100V127H99ZM120 126H121V127H120ZM173 126H174V127H173ZM163 127H164V128H163ZM168 127H169V128H168ZM103 128H101L102 131H103V132H102L103 134H105L104 131L107 132L108 134H109V132H110V134H111V131L114 132V130H113L114 128H113L112 130H110V131H109V128L107 129V131L105 130L106 127H105L104 129H103ZM117 128H116V130H117ZM123 128H124V130H123ZM134 128H135L136 130H135ZM157 128H162V129H160V130L158 129V130H157ZM166 128H167V129H166ZM165 129H166V130H165ZM187 129H188V128H187ZM137 130L140 131V132H135V133L133 132V131H137ZM99 131H100V130H99ZM108 131H109V132H108ZM126 132L128 133L129 131H125L124 133L127 134ZM130 132H129V133H130ZM107 133H106V135H107ZM117 133L119 134V136H118V134H117V136H116V133H114L115 135L113 134V136H116V137H117V138L115 137V139H116V145H118V146H117L118 148L121 146L120 148H121L122 152H123V150H124V154H125V155L128 154L129 156H131V155L133 154V150H135V148H136V149H138V150H137L138 155L142 156V153H143V152L141 151V150H142V149H141V146H139V144H140V142H139L140 139H139V138L137 139V138H136L137 136L135 137L136 139H135L134 137H133L134 139H133L132 137L130 138V139H132V140H135L134 142H133V141H130L129 139L126 141V139L129 138V137H125V136H124L125 139H123V137L120 136V133H119V132H117ZM129 133H128V134H129ZM103 134H102V135L99 134V135H100L99 138H98V136H97L98 140H99L100 138H101V140H102V137H104ZM110 134L107 135V136L105 135L106 138L108 137L107 139H109ZM128 134H127V136H128ZM91 135H92V134H91ZM123 135H124V134H123ZM156 135H157V134H156ZM156 135H155V136H156ZM160 135H161V134H160ZM95 136H96V135H95ZM95 136H94V137H95ZM101 136H102V137H101ZM113 136L111 135L110 138L112 139ZM129 136H130V135H129ZM139 136H142V135L140 134ZM151 137H154V136L152 135ZM91 138H93V135L91 136ZM95 138H96V137H95ZM95 138H93V139H95ZM97 138H96V139H97ZM142 138H144V136H142ZM159 138H160L159 135H157V136L154 137V138H150V140L153 139V140L155 141V139H159ZM96 139H95V140H96ZM104 139H105V137H104ZM107 139H106V140H107ZM113 139H114V138H113ZM113 139H112V140H113ZM115 139H114V140H115ZM119 139H120L121 141H120ZM98 140H97L98 147H96L97 150L99 149L101 143H104V142H107V143H106V145H105V143H104V145H103V146H105L104 148H102V144H101V147H100V149H99L100 154H97V152H96V148H94L95 151H94V149H93V151H92V150L90 151L89 154L92 155V157L90 158L91 161L94 160V159H96V161H98L99 156H100V157H103V155H101V154H103V152L105 151V149L107 150L108 147H110V146L108 145V144H109L108 141L111 142L110 139H109L108 141H106V140H105V141H104V140H102V141L99 140V141H98ZM118 140H119V141H118ZM124 140H125L126 142H125ZM138 140H139V141H138ZM117 141H118V143H117ZM123 141H124V143H123ZM119 142H120V146H119ZM127 142H131V143L128 144ZM135 142H137V143H135ZM152 142H153V141H152ZM152 142H151V143H152ZM85 143H86V142H83V144H81L82 147H83V146H86ZM121 143H122L123 145H125L126 148H128L129 150H131L132 148H133V150H131V151H129V150H125L126 148H125ZM110 144H111V143H110ZM112 144L114 145L115 150L118 151L117 147H115V142H114V141L112 142ZM112 144H111V145H112ZM133 144H134V145H133ZM153 144H154V143H153ZM113 145H112V146H113ZM106 146H108V147H106ZM129 147H131V149H130ZM84 148H85V147H84ZM101 148H102V149H101ZM110 148L112 149V147H110ZM114 148H113V149H114ZM120 148H119V149H120ZM122 148H123V149H122ZM103 149H104V150H103ZM111 149H108V150H111ZM102 150H103V151H102ZM108 150L104 152V155H105V156L112 155V154H110V151L108 152ZM121 150H120V151H121ZM120 151H119V152H120ZM125 151H126V152H125ZM91 152H95V154H91ZM106 152H108L109 155H107ZM111 152H113V156H112V157H116L117 155H119V157H120V155H122V154H119V152H118V154L116 155V154H115L116 151H114V150H112ZM129 152H130V154H129ZM137 152L135 151V154H133V156H131V157H132V160H130V162H129V163H131V162L133 161V164H132L133 166H134V165H135V166L137 165V163H136V164L134 163V162H136V159H135V156H134V155H136ZM96 154L98 155V157H97ZM114 154H115L116 156H115ZM124 154H123V155H124ZM95 155H96V158H95ZM123 155H122L120 158H122V159L125 158V155H124V157H123ZM138 155H137V156H138ZM140 156L137 157V158L139 159ZM93 157H94V158H93ZM127 157H128V156H127ZM133 157H134V158H133ZM164 157H165V156H164ZM167 157L169 158V156H166V157H165L166 159L164 158V159L166 160L165 162H167V160H170V159H168ZM92 158H93V159H92ZM134 159H135V160H134ZM138 159H137V160H138ZM125 162L127 163L128 160H127V159L124 160V164H126ZM126 165H127V164H126ZM155 165H156V164H155ZM127 166H129V165H127ZM130 166H131V164H130ZM157 166H158V165H157ZM153 167H154V166H153ZM153 167H151V168H148V167H147L146 171H145V167H142V169H144V170H141L140 172H141V173H142V171H143V172H144V171L147 172L148 170H151V169L154 170L155 168H153ZM205 167L208 168V166H205ZM125 168H127V167H124V169H125ZM130 168H131V167H128L127 170H129ZM139 168H141V167H139ZM207 168H206V169L204 168L205 171H206V173L208 172L207 170H209V169H207ZM122 169H123V168H122ZM132 169H133V167H132ZM130 170H131V169H130ZM133 170H135V169H133ZM139 170H140V169H139ZM121 172H122V171H121ZM126 172H127V171H126ZM134 172H135V171H134ZM134 172H132V170H131V174H130L129 177L133 178L134 175H133L132 173H134ZM140 172H139V173H140ZM150 172H151V171H150ZM150 172L148 171L147 173H150ZM122 173H123V175H126V174H124V172H122ZM129 173H130V172H129ZM139 173H138V174L135 173V174H136V175H139ZM209 173H210V172H209ZM114 174H115V173H114ZM114 174H113V175H114ZM116 175H117V176H116ZM116 175H115L116 179H117V177H118V178H122V176H123V175L121 176V174H120L121 177H119V176H118L119 173L116 174ZM107 177H108V176H107ZM111 177H112V176H111ZM115 177H114V178H115ZM123 177L126 178V176H123ZM129 177L126 178L127 180H126V179L123 180V181H125V182L127 183V184H126V183H123L124 186L122 187V188L126 189V190H125V193L132 191V190H131L132 188H131V189L128 188V187H130L131 185H132L131 187H133V186L136 187V185H133V184H132L133 181H135V179H134V178L131 179V178H129ZM114 178L112 177V180H111V178H110V180L113 181L115 184H118L117 181H116V179H114ZM128 178L130 179V181L128 180ZM136 179H137V181H135L134 184H135V183H136V184L139 183V182H138V180H139V179H138V176H136ZM108 180H109V179H108ZM110 180H109V181H110ZM111 181H110V183H113V182H111ZM123 181H122V182H123ZM131 181H132V182H131ZM128 182H129V184H130L129 186H128ZM107 183H109V182H107ZM114 183H113V184H114ZM140 183H141V181H140ZM107 185H108V184H107ZM109 185H110V184H109ZM125 185H127V187H125ZM138 185H139V184H138ZM110 186H111V185H110ZM110 186H105V187H108V189H109V188L114 189V188H113L114 185H112V187H110ZM115 186H116V185H115ZM117 186H118V185H117ZM140 186H141V184H140ZM140 186H139V187H140ZM135 187H134L133 189H135V190H137V191H140V192H138L140 195H139L138 193L135 194V191H133L134 194L131 192L133 195H135V197L133 198V199L135 200L134 202L138 201L137 203H141V201H142V199H143V194H142L141 192L144 191V189H142V188H143V185L141 186L142 188H140L139 190H138L137 187H136V188H135ZM115 188H116V187H115ZM117 188H118V187H117ZM117 188H116V189H117ZM116 189H115V190H116ZM128 189H129V190H128ZM142 190H143V191H142ZM137 191H136V192H137ZM127 194H129V193H127ZM141 194H142V195H141ZM133 195H132L131 197H133ZM141 196H142V198H141ZM136 197H138V198H136ZM138 199H139V200H138ZM140 200H141V201H140ZM129 201H130V200H129ZM131 201H132V199H131ZM132 202H133V201H132ZM260 204H261V203H260ZM261 205L263 206V204H261Z\"/></svg>","mask_w":264,"mask_h":264}]
</instances>
